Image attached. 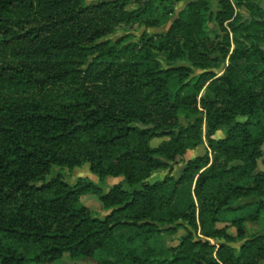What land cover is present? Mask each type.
Returning <instances> with one entry per match:
<instances>
[{
  "label": "trees",
  "instance_id": "1",
  "mask_svg": "<svg viewBox=\"0 0 264 264\" xmlns=\"http://www.w3.org/2000/svg\"><path fill=\"white\" fill-rule=\"evenodd\" d=\"M87 1L0 0V264H263L264 7L194 0L113 41L182 0ZM83 164L122 178L103 218L79 206L98 185L61 172Z\"/></svg>",
  "mask_w": 264,
  "mask_h": 264
},
{
  "label": "rangeland",
  "instance_id": "2",
  "mask_svg": "<svg viewBox=\"0 0 264 264\" xmlns=\"http://www.w3.org/2000/svg\"><path fill=\"white\" fill-rule=\"evenodd\" d=\"M104 1L108 2V1H115V0H104ZM192 1H194V0H182L180 2H175L172 5L173 14L170 16L171 20L169 21V23H167V24H165L159 28H146V27L141 26V25L122 26L119 29H117V31L113 35L109 36L107 39L116 41L123 36H127L129 39L137 41V40H139V38L141 37V35L144 32H147L152 36L164 34L169 30L173 21L176 18H178V15L180 14V12L187 6V4L189 2H192ZM92 3L96 4V3H98V1L97 0L87 1V4H92ZM261 3L262 2H260V4ZM261 5L264 7V4H261ZM215 6H217L216 2H215ZM138 7H139V4L131 3L128 6V10H136ZM212 28L214 30H216L218 33L222 34V31L216 22L212 23ZM160 60L164 66H168V65L172 64V62L168 61L164 55H160ZM176 64L178 66H191L186 61H180ZM227 64H228V62H227ZM216 72L218 75H222L224 73V69L218 70ZM199 74H200V71L195 70V75H199ZM205 93H206V90H204L201 93V97H203L205 95ZM202 117L204 118V116H202ZM238 120L239 121H245L246 119L240 117V118H238ZM182 123L186 125L188 122L186 120L182 119ZM205 128H206V126L204 125V130H205ZM223 137H224V131H219L216 135V138H223ZM196 150H197L196 152H192V153H190L188 151V156L185 157L186 162L189 160L195 159L198 156H204L208 151V145L205 143L204 145L200 146ZM263 150H264V147H263ZM184 166H185V163L175 167L174 172H173V175L175 176V178L180 177ZM61 172H62L65 180L72 186L77 184L80 179L92 181L95 184H97L98 187L100 188L99 192L97 194L84 195L79 201V206L89 208L92 211V213L96 217H99V218H103L108 214V211H106L103 207V204L100 200V196L106 194L109 191L110 187H112L113 185L120 183L122 181V178H108L105 181L100 182L99 178L90 171V165L89 164H83L82 166L76 167L73 169H64ZM168 173H169L168 170H159L158 172H156L155 174L152 175V177L149 179V182L154 183V182L163 180ZM245 230H246V236L248 238H251L252 236L259 234L261 232L262 225L261 224L248 223L245 227ZM184 234H185V231L183 229H180L175 240ZM229 234L236 235L237 234L236 228H231L229 230ZM211 242H212V244L217 243L216 241H213V240ZM243 243H244V241L243 242L237 241V242L231 244V246L236 248V249H239ZM52 264H98V261H96V260H78V259H74L71 256L67 255V256H64L61 260H59L55 263H52Z\"/></svg>",
  "mask_w": 264,
  "mask_h": 264
},
{
  "label": "crops",
  "instance_id": "3",
  "mask_svg": "<svg viewBox=\"0 0 264 264\" xmlns=\"http://www.w3.org/2000/svg\"><path fill=\"white\" fill-rule=\"evenodd\" d=\"M251 1H253L254 3H260V2H262L261 4H264V0H251ZM197 150L195 149V150H193V151H189L190 153H192V152H196ZM186 156H188V153L186 154ZM264 264V263H263Z\"/></svg>",
  "mask_w": 264,
  "mask_h": 264
},
{
  "label": "water",
  "instance_id": "4",
  "mask_svg": "<svg viewBox=\"0 0 264 264\" xmlns=\"http://www.w3.org/2000/svg\"><path fill=\"white\" fill-rule=\"evenodd\" d=\"M144 3H145V1H144ZM261 168H263V166L261 165Z\"/></svg>",
  "mask_w": 264,
  "mask_h": 264
}]
</instances>
